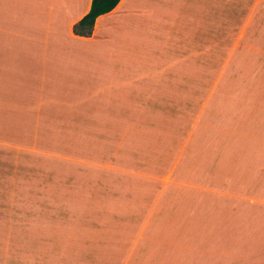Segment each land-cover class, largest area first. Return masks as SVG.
Listing matches in <instances>:
<instances>
[{
    "label": "crops",
    "instance_id": "0c3cea01",
    "mask_svg": "<svg viewBox=\"0 0 264 264\" xmlns=\"http://www.w3.org/2000/svg\"><path fill=\"white\" fill-rule=\"evenodd\" d=\"M0 0V264H264V0Z\"/></svg>",
    "mask_w": 264,
    "mask_h": 264
},
{
    "label": "trees",
    "instance_id": "16d2710c",
    "mask_svg": "<svg viewBox=\"0 0 264 264\" xmlns=\"http://www.w3.org/2000/svg\"><path fill=\"white\" fill-rule=\"evenodd\" d=\"M120 0H92L90 11L75 26V31L80 34H90L96 18L111 11Z\"/></svg>",
    "mask_w": 264,
    "mask_h": 264
}]
</instances>
